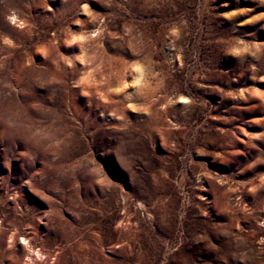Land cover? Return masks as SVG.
Listing matches in <instances>:
<instances>
[{
  "label": "rangeland",
  "instance_id": "1",
  "mask_svg": "<svg viewBox=\"0 0 264 264\" xmlns=\"http://www.w3.org/2000/svg\"><path fill=\"white\" fill-rule=\"evenodd\" d=\"M0 264H264V0H0Z\"/></svg>",
  "mask_w": 264,
  "mask_h": 264
},
{
  "label": "bare ground",
  "instance_id": "2",
  "mask_svg": "<svg viewBox=\"0 0 264 264\" xmlns=\"http://www.w3.org/2000/svg\"><path fill=\"white\" fill-rule=\"evenodd\" d=\"M11 20H13L14 22H20V20L18 19V17L16 15H12ZM32 253H35V256L38 257L37 259H39L42 255V253L38 249L32 250ZM28 259L30 260V258H28Z\"/></svg>",
  "mask_w": 264,
  "mask_h": 264
}]
</instances>
